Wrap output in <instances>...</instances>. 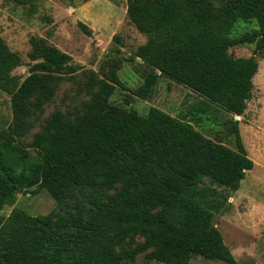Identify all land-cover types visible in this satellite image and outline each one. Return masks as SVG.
<instances>
[{"label":"trees","instance_id":"trees-1","mask_svg":"<svg viewBox=\"0 0 264 264\" xmlns=\"http://www.w3.org/2000/svg\"><path fill=\"white\" fill-rule=\"evenodd\" d=\"M126 15L147 36L135 55L150 67L132 93L151 98L161 76L187 86L202 97L200 109L215 103L233 113L235 148L156 106L111 113L112 94L126 86L116 70L101 77L92 69L82 108L55 109L26 142L59 84L82 66L47 39L34 41L37 60L12 90L21 57L0 34V88L11 92L13 112L0 120V264H130L142 253L164 264L195 256L237 264L214 218L218 187L238 190L254 167L235 116L245 114L264 50V0H128ZM240 21L258 28L235 34ZM246 43L254 54H230ZM34 186L57 207L1 213Z\"/></svg>","mask_w":264,"mask_h":264},{"label":"rangeland","instance_id":"rangeland-1","mask_svg":"<svg viewBox=\"0 0 264 264\" xmlns=\"http://www.w3.org/2000/svg\"><path fill=\"white\" fill-rule=\"evenodd\" d=\"M128 0H0V34L10 48L17 51L21 62L13 70V88L31 72L36 62L35 43L47 39L49 44L72 56V62L82 67L72 78L63 80L51 102L46 104L40 124L25 136L32 140L33 134L41 128L44 120L55 110L76 113L89 99L84 83L89 70L99 76H108L116 70L126 86L116 87L111 96L108 111L123 116L130 108L147 113L152 106L190 121L206 136L235 148L231 131L233 113L221 105L209 103L205 110L202 97L187 86L161 76L150 98H141L132 93L144 82L149 66L135 55L138 46L147 40L129 21ZM83 21L91 29L86 33L78 22ZM258 28L255 22L240 21L235 34ZM117 35V38L114 36ZM255 44L246 43L230 48L235 57L254 54ZM259 61L255 74L254 88L247 102L244 115L239 118V127L254 167L247 171L238 190L218 187L222 192V205L215 213L214 223L232 249L237 264H264V50L256 54ZM13 117L11 92L0 88V120L9 122ZM205 184L209 179L203 180ZM34 186L26 193H20L13 206H7L1 213L9 214L14 206L31 215L46 214L57 207L56 200L46 188ZM142 241V238L138 239ZM130 264H164L149 259L146 253L138 255ZM190 264H227L202 256L192 258Z\"/></svg>","mask_w":264,"mask_h":264},{"label":"water","instance_id":"water-1","mask_svg":"<svg viewBox=\"0 0 264 264\" xmlns=\"http://www.w3.org/2000/svg\"><path fill=\"white\" fill-rule=\"evenodd\" d=\"M239 118H240V115H236V116H235V119L238 120Z\"/></svg>","mask_w":264,"mask_h":264}]
</instances>
